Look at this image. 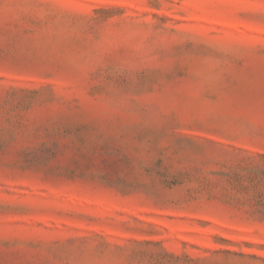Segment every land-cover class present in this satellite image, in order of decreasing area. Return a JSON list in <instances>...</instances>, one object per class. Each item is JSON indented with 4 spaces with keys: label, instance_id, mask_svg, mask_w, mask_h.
Segmentation results:
<instances>
[{
    "label": "rangeland",
    "instance_id": "374dc122",
    "mask_svg": "<svg viewBox=\"0 0 264 264\" xmlns=\"http://www.w3.org/2000/svg\"><path fill=\"white\" fill-rule=\"evenodd\" d=\"M0 264H264V0H0Z\"/></svg>",
    "mask_w": 264,
    "mask_h": 264
}]
</instances>
